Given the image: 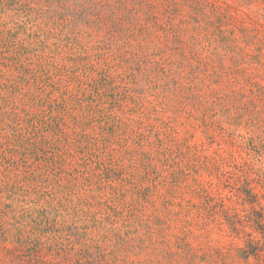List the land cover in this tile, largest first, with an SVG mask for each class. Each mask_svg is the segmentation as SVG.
I'll return each instance as SVG.
<instances>
[{"label":"rangeland","instance_id":"obj_1","mask_svg":"<svg viewBox=\"0 0 264 264\" xmlns=\"http://www.w3.org/2000/svg\"><path fill=\"white\" fill-rule=\"evenodd\" d=\"M152 1L116 35L109 9L79 18V0L0 5V106L12 84L36 98L80 88L79 68L108 70L60 151L12 168L6 203L46 211L106 264H258L241 252L248 233L263 241L251 221L264 217V0Z\"/></svg>","mask_w":264,"mask_h":264},{"label":"trees","instance_id":"obj_2","mask_svg":"<svg viewBox=\"0 0 264 264\" xmlns=\"http://www.w3.org/2000/svg\"><path fill=\"white\" fill-rule=\"evenodd\" d=\"M23 1L0 0V5L3 9L12 4L16 7H29L32 10L31 2L28 3L32 0H26L25 5H22ZM45 1L59 3L61 0ZM79 1L84 4L79 18L89 20V18L95 19L96 17L98 22H102L104 21L102 19L103 10L109 9L110 16L107 22L111 23V31L115 35L122 32L123 24L126 22L130 27L137 26L139 13L144 6H149V14L156 8L155 1L152 0H149L148 4H146L147 0ZM137 31L143 32V28H138ZM9 35L10 32L3 30L0 26V48H6L9 44ZM81 71L83 76H86V81L81 82L80 88L77 87L76 90L66 88L62 91L63 87L56 83L51 86L53 88L51 91L46 92L44 89L41 94L35 96L36 98H30L31 95H22L12 84L7 85L9 86L7 88L12 90L10 97L1 99L3 105L0 106V264L107 263V255L103 254L101 248H96L94 252L90 247L79 246V243L64 239L62 236L64 232L58 228V222L50 220L46 211L40 212V217L33 219L28 212L18 211V208H14V204L6 203L16 201L14 196L17 194L15 189L18 185L16 182L11 183L12 168L26 166L28 154L37 153L38 150L60 151V145L67 140L69 123L78 125L87 121V119L81 120L69 113L77 104H82L89 95L104 88L107 83L108 70L102 69L99 79L91 76L92 71L88 67L79 68L78 72ZM74 78H67L66 81L72 82ZM55 93H59V97L54 98ZM39 108L41 109L38 111ZM19 212H22L20 217H18ZM252 220L255 233L261 234L263 241L254 236L253 232L248 233L247 246L242 250L241 256L247 261L253 258L256 263L264 264V217L262 212H257ZM233 230L238 232L235 225Z\"/></svg>","mask_w":264,"mask_h":264}]
</instances>
